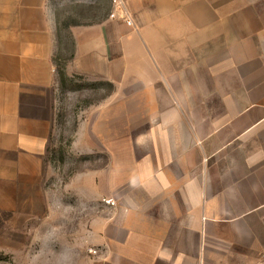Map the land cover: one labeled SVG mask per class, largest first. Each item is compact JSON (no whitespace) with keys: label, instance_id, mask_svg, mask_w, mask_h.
Returning <instances> with one entry per match:
<instances>
[{"label":"crops","instance_id":"obj_1","mask_svg":"<svg viewBox=\"0 0 264 264\" xmlns=\"http://www.w3.org/2000/svg\"><path fill=\"white\" fill-rule=\"evenodd\" d=\"M78 1L0 0V186L14 194L38 172L55 122L56 8ZM122 1L132 26L114 18L70 28L66 75L110 80L112 67L136 59L134 72L164 76L182 107L226 114L183 118L200 147L171 148L165 164L148 154L127 180L132 199L115 196L120 175L105 171L106 198L119 208L104 204L78 248L100 245L103 264H264V97L219 98L264 92V0Z\"/></svg>","mask_w":264,"mask_h":264},{"label":"rangeland","instance_id":"obj_2","mask_svg":"<svg viewBox=\"0 0 264 264\" xmlns=\"http://www.w3.org/2000/svg\"><path fill=\"white\" fill-rule=\"evenodd\" d=\"M111 8L112 0L63 3L56 8L59 49L54 60L60 84L55 122L31 184L15 194L16 189L0 186V264H103L100 245L78 247L91 222L100 223L102 207L109 200L104 190L105 171L120 175L115 196L132 199L138 194L127 180L148 154L161 152L149 160L165 164L171 148L181 153L185 147H200L195 131L183 118L197 116L199 110L207 116L226 114L219 107H182V93L177 92L176 97L167 91L164 76L152 83L150 75L134 72L136 59L127 61V66L120 62L112 67L114 79L110 80L79 74L59 76L73 56L70 28L104 22L110 19ZM189 95L198 99L196 92ZM262 97L263 91L244 89L222 91L219 98L256 102ZM239 110L234 107L232 113ZM175 159L173 165L181 156ZM110 206L118 207L115 203Z\"/></svg>","mask_w":264,"mask_h":264},{"label":"built area","instance_id":"obj_3","mask_svg":"<svg viewBox=\"0 0 264 264\" xmlns=\"http://www.w3.org/2000/svg\"><path fill=\"white\" fill-rule=\"evenodd\" d=\"M110 19L119 18L125 21V23L128 26H132L133 22L132 19L129 17V14L127 13L123 1L122 0H112V10L109 14ZM105 203L107 205H113L112 200H106ZM92 254H97V251L94 249L89 250Z\"/></svg>","mask_w":264,"mask_h":264},{"label":"trees","instance_id":"obj_4","mask_svg":"<svg viewBox=\"0 0 264 264\" xmlns=\"http://www.w3.org/2000/svg\"><path fill=\"white\" fill-rule=\"evenodd\" d=\"M55 65H56V64H55ZM59 76H61V77H66L65 67H63V68L61 69V71L59 70Z\"/></svg>","mask_w":264,"mask_h":264}]
</instances>
